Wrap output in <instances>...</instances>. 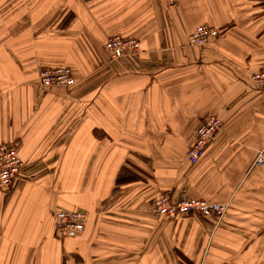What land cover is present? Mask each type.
Wrapping results in <instances>:
<instances>
[{
    "label": "crops",
    "instance_id": "0c3cea01",
    "mask_svg": "<svg viewBox=\"0 0 264 264\" xmlns=\"http://www.w3.org/2000/svg\"><path fill=\"white\" fill-rule=\"evenodd\" d=\"M199 24L222 35L192 46ZM115 35L141 53L111 58ZM56 66L76 84L43 87ZM263 67L264 0H0V145L24 161L0 188V264H264ZM210 115L223 130L191 163ZM161 194L230 208L161 217ZM62 209L88 212L82 234L58 238Z\"/></svg>",
    "mask_w": 264,
    "mask_h": 264
},
{
    "label": "built area",
    "instance_id": "2783aa9c",
    "mask_svg": "<svg viewBox=\"0 0 264 264\" xmlns=\"http://www.w3.org/2000/svg\"><path fill=\"white\" fill-rule=\"evenodd\" d=\"M177 0H170L176 3ZM222 31L210 24H199L189 34V42L195 47L212 45ZM106 47L111 58L140 54L142 46L137 38H124L115 35L107 40ZM43 87H72L77 80L69 66L44 68L39 73ZM249 83L264 90V67L250 75ZM223 120L215 115L206 117L197 127L195 141L189 149L191 163H197L205 154L210 143L223 130ZM255 162L264 164V147L257 155ZM24 161L20 153L19 141L5 142L0 145V188H10L18 180ZM230 208L229 201H211L203 198H184L174 201L169 195L161 194L152 203L151 211L157 216H187L199 214L222 221ZM89 214L82 209H62L55 213V230L59 238H74L86 228Z\"/></svg>",
    "mask_w": 264,
    "mask_h": 264
},
{
    "label": "trees",
    "instance_id": "16d2710c",
    "mask_svg": "<svg viewBox=\"0 0 264 264\" xmlns=\"http://www.w3.org/2000/svg\"><path fill=\"white\" fill-rule=\"evenodd\" d=\"M107 43V42H106ZM107 48V47H106ZM108 50V49H107ZM69 67H71V66H69ZM72 68V67H71ZM72 71H73V74H74V70H73V68H72ZM74 76H75V74H74ZM75 78H76V76H75ZM187 216H199V217H203V218H207V219H209V217H205V216H203V215H199V214H190V215H187ZM186 216V217H187ZM162 217H166V216H162ZM173 217H177V216H173ZM179 217V216H178Z\"/></svg>",
    "mask_w": 264,
    "mask_h": 264
},
{
    "label": "rangeland",
    "instance_id": "374dc122",
    "mask_svg": "<svg viewBox=\"0 0 264 264\" xmlns=\"http://www.w3.org/2000/svg\"><path fill=\"white\" fill-rule=\"evenodd\" d=\"M55 234L57 235V233H56V230H55ZM58 236V235H57ZM59 238V237H58ZM60 239V238H59ZM66 246L64 245V248H65Z\"/></svg>",
    "mask_w": 264,
    "mask_h": 264
}]
</instances>
